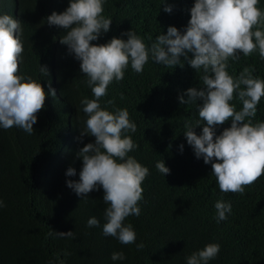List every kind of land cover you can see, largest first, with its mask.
Listing matches in <instances>:
<instances>
[{"label":"trees","instance_id":"obj_1","mask_svg":"<svg viewBox=\"0 0 264 264\" xmlns=\"http://www.w3.org/2000/svg\"><path fill=\"white\" fill-rule=\"evenodd\" d=\"M194 3L106 0L103 14L112 19L110 30L91 43L104 44L113 37L127 40L122 34L132 30L150 47L168 27L184 30ZM168 5L171 13L163 10ZM68 6L69 0H0V14L21 21L24 51L20 73L40 80L48 93L33 134L16 127L0 128V199L4 202L0 208V264H186V257L208 243L220 245L209 264H264V176L243 195L223 193L211 164L195 157L184 124H195L197 104L202 102L181 104L179 97L191 87H204L203 72H196L187 61L183 67L170 68L150 58L142 74L129 65L124 79L113 81L100 100L101 107L109 111L127 108L137 126L128 135L139 145L128 155L150 172L142 184L140 215L125 220L133 225L136 243L123 245L103 235L108 206L103 202V189L84 198L66 183L79 180L82 159L77 153L95 141L90 135L80 138L87 119L81 100L94 98L80 70L81 62L60 43L67 30L47 24L52 12L61 13ZM259 7L264 10V0ZM41 65L47 66L48 75L40 73ZM248 66L254 67V76L264 79V60L258 52L230 60L228 71L238 76ZM232 103L238 111L242 108L238 97ZM256 121L264 122V97L257 106ZM230 126L231 120L217 126L216 134ZM202 127L195 128L197 135ZM162 160L170 169L166 176L156 168ZM69 167L75 168V176H66ZM218 200L231 203V213L220 222L214 207ZM91 217L100 225L88 227ZM50 231H72L74 238L50 236ZM141 242L145 247L138 250L136 244ZM114 252H123L126 258L113 261Z\"/></svg>","mask_w":264,"mask_h":264},{"label":"clouds","instance_id":"obj_2","mask_svg":"<svg viewBox=\"0 0 264 264\" xmlns=\"http://www.w3.org/2000/svg\"><path fill=\"white\" fill-rule=\"evenodd\" d=\"M105 2L69 0L63 12H52L47 17V24L67 30L60 43L67 45L69 54L81 62L80 70L94 97L81 100L87 119L80 138L90 135L95 141L77 153L82 159L79 180L66 181L67 187L84 198L102 188L103 202L108 205L104 210L103 235L130 245L136 243L137 234L125 220L140 215L142 184L150 172L128 155L139 145L128 135L135 133L137 126L127 108L109 111L101 107V98L108 94L113 81L124 79L129 65L142 74L150 58L170 68L183 67L187 61L196 72L202 70L204 87H191L179 97L181 104L202 102L197 104L199 119L195 124L185 121L184 135L195 157L211 164L220 191L243 195L247 187L264 176V122H254L257 106L264 97V79L253 75L252 66L244 67L238 76L231 75L228 67L229 61L238 60L240 54L248 57L258 52L264 60V10L259 7L260 0H195L186 28L181 31L168 27L167 33L157 35L150 47L132 30L122 34L127 40L113 37L107 43L93 44L112 24V19L103 14ZM163 10L171 13L172 6ZM23 51L21 21L0 14V128L16 127L31 135L48 93L40 80L20 73ZM40 73L48 75L47 66L41 65ZM48 87L55 98L51 82ZM236 97L242 103L239 111L232 103ZM107 103L114 105L112 100ZM229 120L231 126L217 135V126ZM202 124V133L197 135L195 128ZM180 151L183 152V145ZM156 168L164 176L170 174L163 160L156 163ZM75 175V168L69 167L66 176ZM3 206L0 199V208ZM214 207L217 222L226 220L231 213L230 202L218 200ZM87 225L97 227L100 222L91 217ZM54 234L74 238L72 231L49 232L50 236ZM136 247L141 250L145 245L141 242ZM219 252L218 243H208L186 257V264H209ZM125 258L123 252L111 255L113 261Z\"/></svg>","mask_w":264,"mask_h":264}]
</instances>
